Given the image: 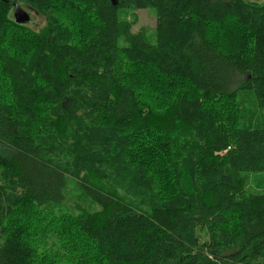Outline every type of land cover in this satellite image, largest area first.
Here are the masks:
<instances>
[{"label":"trees","instance_id":"16d2710c","mask_svg":"<svg viewBox=\"0 0 264 264\" xmlns=\"http://www.w3.org/2000/svg\"><path fill=\"white\" fill-rule=\"evenodd\" d=\"M28 1L42 28L0 0V264H264V1Z\"/></svg>","mask_w":264,"mask_h":264},{"label":"rangeland","instance_id":"374dc122","mask_svg":"<svg viewBox=\"0 0 264 264\" xmlns=\"http://www.w3.org/2000/svg\"><path fill=\"white\" fill-rule=\"evenodd\" d=\"M259 1H264V0H259ZM135 14H136V20H135V23L133 24V31H137L139 30L140 28H145L148 33H150V31H152L154 25H155V18L153 17V12L151 10H146V9H139L137 11H135ZM35 16V15H34ZM32 22L30 24V27L32 29H39V28H42L45 24V20H44V17L39 13V15H36L34 19H32ZM240 79H243V76H240ZM237 84V83H236ZM241 92H239L240 94ZM246 93L247 95H249L252 99V102H254V98L252 96V94L250 92H244ZM238 94V95H239ZM247 95H246V100L245 102H243V106L245 108H249L250 107V102L249 99H247ZM241 98V95H239V99ZM3 149H7L3 144H0V150H3ZM69 187H71V185H68V190ZM67 201L63 202L62 204V207L63 209L69 207V203L70 201L68 199H66ZM61 210V209H60Z\"/></svg>","mask_w":264,"mask_h":264},{"label":"flooded vegetation","instance_id":"af4514ba","mask_svg":"<svg viewBox=\"0 0 264 264\" xmlns=\"http://www.w3.org/2000/svg\"><path fill=\"white\" fill-rule=\"evenodd\" d=\"M3 1L9 3L8 16L10 19L14 20L16 8L21 9L22 11L26 12L29 15V21L21 25H30L31 23H33L32 19H34L36 15H39V12L34 8V6L28 0H3ZM109 2H111V0H109Z\"/></svg>","mask_w":264,"mask_h":264},{"label":"water","instance_id":"95a60500","mask_svg":"<svg viewBox=\"0 0 264 264\" xmlns=\"http://www.w3.org/2000/svg\"><path fill=\"white\" fill-rule=\"evenodd\" d=\"M112 4L116 3V0H111ZM14 21L18 24H25L29 21V15L19 8H16Z\"/></svg>","mask_w":264,"mask_h":264}]
</instances>
